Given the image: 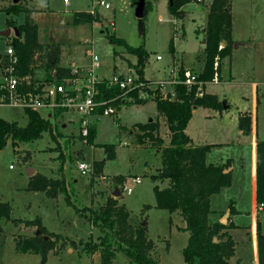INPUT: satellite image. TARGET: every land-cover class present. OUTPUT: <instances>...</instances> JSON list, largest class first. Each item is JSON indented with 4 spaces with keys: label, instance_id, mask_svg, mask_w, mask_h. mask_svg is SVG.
Masks as SVG:
<instances>
[{
    "label": "rangeland",
    "instance_id": "rangeland-1",
    "mask_svg": "<svg viewBox=\"0 0 264 264\" xmlns=\"http://www.w3.org/2000/svg\"><path fill=\"white\" fill-rule=\"evenodd\" d=\"M20 1L22 6L30 10L31 14L34 13L31 3H35L34 5L41 8L35 21L39 24V38L42 42H56L61 36L73 41L84 40L87 37L92 40L96 51L101 57L102 75L112 74L116 71V66L117 69L127 74L128 68L137 62L136 55L129 52L125 45L111 42L110 34H113L114 37L123 38L135 47L144 44L149 52L145 73L150 77H147L149 82H145L146 85L151 81L153 83L150 84L151 86L147 90L149 97L139 98L137 103L122 105L118 117L104 115L95 121L97 136L92 145L87 144L84 137H81L78 133L64 131H60L61 136L58 139L57 137L52 138L48 132H45L36 141L19 142L16 147L12 145V141L9 139L7 145L0 152V201L11 203L13 218L35 219L39 216L51 232H58L72 239L85 238V240L89 239L88 236L91 233L93 238L96 239L100 235L99 228L92 229L89 221L78 215L75 206L83 208L102 205L106 201V194L114 190V185L120 186L122 184L123 186L124 182L121 183V179L114 177V174H123V176L127 175L128 177L139 175L141 182L134 186L132 192H122L121 190L123 193L121 194L122 204L127 206L131 216L140 219L142 217V223L145 220L147 221L149 237L156 245L157 258L161 264H185L183 248L188 242L190 232H183L180 226L177 225L180 220L183 221L181 215L177 212V215L176 213L173 215L167 209L156 206L157 199L155 198L154 186L158 183L152 181L151 174L156 173L157 168L162 165L160 152L157 150L158 148L137 145L134 141V133H131V125L139 121L156 120L160 115L155 98V88L158 84L162 85L160 89L162 94L171 93L176 95L173 89L174 82L162 84L159 78L171 80L169 76L172 68L177 69L178 77H180L179 70L181 67L185 70L190 69L196 75L203 69L205 43L202 41L204 39L203 28L207 20V8L205 10L202 5L211 0L187 3L186 9L182 7L184 9L183 18L176 17L171 13L168 8L169 0H146L145 27L142 33L138 26L134 0H112L110 8H105L102 5L94 6L93 0ZM10 4H12V0H8L3 8ZM231 7L233 35H237L239 39L240 37L249 39V36H255L256 40L261 42L260 47L264 48V0H231ZM86 8H94L100 15V19L92 23L81 24L82 26L74 24L70 9L84 10ZM102 14L105 16H102ZM1 17H3L1 20H4V15ZM24 18L25 13L10 14L8 19L12 24L7 27L13 31L11 35L0 39V55L7 53L8 45L16 34L17 25L15 24L21 23ZM171 41L176 48V57H173L172 54L175 48L171 51ZM73 44L77 48L80 47L78 44L84 45L81 42ZM247 47L243 45L240 49L231 51L232 53L223 66L225 78H228L226 75L230 72L237 77L236 81L226 80L220 84V82L214 80V74L215 72L220 74L223 58L226 56L220 57L218 54L215 57L213 77L209 79L210 81H203V90H205L208 81L207 88L209 90L220 95L224 94L229 98L232 103V106L227 109L229 114L237 115L238 107L241 109L248 102L251 106V81L258 78L264 80V60L251 61V48ZM233 48L234 45L232 50ZM219 50H221V46ZM157 55H161V58L157 59ZM82 61L85 62L86 59L83 60L82 58ZM186 64L191 67H185ZM39 67L37 66V68ZM144 77L146 78L145 75ZM259 91L261 96L257 107V124L259 135L262 137L264 136L263 84H259ZM243 96L249 97L250 100ZM205 108L201 107L199 110ZM41 112L45 113V110L42 109ZM1 116L21 125H26L29 120L24 107L20 105L0 103ZM195 127L197 128V132H195L197 137L206 135V133H208V136L212 135L213 138H217L216 133L221 136L220 128L217 132L218 127L214 125L207 128L204 122L198 121ZM166 129L165 125L163 131L161 130L163 134H165ZM242 136L243 134L239 138L242 139ZM105 143H112L115 146L114 154L108 158L105 157L107 154L106 148L101 146ZM57 146L62 149L65 155L63 166L65 165L68 169L71 166L73 167L70 176H66L69 194L71 200H73L72 205L66 201V194L63 192L50 194L46 190H34L29 184L31 177L27 175L26 169L28 166L48 176L54 174V178L62 177L58 173L61 161L59 157L60 149H57ZM244 149L249 158L250 145L244 146ZM77 151L79 152L77 153ZM233 152L239 154L240 149L233 148ZM217 153V150L213 151V154ZM54 155H56L55 158L50 160L49 158L54 157ZM95 160H104V171L105 173L108 172L109 175L104 176L102 170V172L96 173V176H92V173L95 172ZM81 161L89 163L92 170L88 173L82 172L78 166ZM159 184L163 187L167 183L159 182ZM261 217L264 224V212ZM0 222L3 228L0 232V264H41L42 256L40 253L20 252L16 248L15 237L33 235L35 233L34 228L24 223L17 225L5 217H1ZM245 234L246 231L236 232L239 239L241 235L245 236ZM61 243L62 240H59L57 246ZM67 246H69L68 243ZM238 247L243 255L242 264H254L251 242L246 241L244 244L239 242ZM49 254L43 264H91L88 256H82L77 252H66L63 247H60L58 252L51 251ZM96 260V264H99V258ZM232 263H235V261ZM113 264L131 263L128 255L119 251Z\"/></svg>",
    "mask_w": 264,
    "mask_h": 264
},
{
    "label": "trees",
    "instance_id": "trees-1",
    "mask_svg": "<svg viewBox=\"0 0 264 264\" xmlns=\"http://www.w3.org/2000/svg\"><path fill=\"white\" fill-rule=\"evenodd\" d=\"M204 0H170L168 8L171 13L183 18L184 9L182 8L189 2ZM204 30L206 38L204 51V67L198 72V80L206 81L212 78L214 71L215 57L218 54L223 57L230 54L234 44L232 38V7L231 0H211ZM146 9V6H145ZM5 11L9 14L19 15L25 13V18L21 23L15 24L19 34H16L10 45L19 55L18 72L20 74H33L37 66L47 69V79L50 78V72L53 68H58L61 73L68 72L67 69L59 66L60 46L58 42L43 43L39 40V29L34 17L29 9L22 6L19 0L15 4L6 7ZM97 12L89 10H73L72 22L76 25L92 23L100 19ZM8 26L12 23L7 20ZM110 40L114 44H123L126 49L136 55L137 62L132 64L139 77L149 82L145 78V68L148 63L149 52L144 44L137 47L127 43L121 37H114L110 34ZM222 42L223 47L219 50ZM174 43L171 41V51L174 50ZM3 64H6V60ZM185 69L180 68L181 79L184 77ZM35 83V81H34ZM23 86L24 91L33 93L40 90L42 84L34 87ZM153 83L152 81L148 84ZM198 82L187 84L183 81L174 83L175 96L171 93L166 95L160 92L161 85L155 88V98L157 108L165 118L167 129L171 133L170 144L165 145L164 139L160 135L159 118L146 122L139 121L131 127L134 130V141L140 146H150L152 148H161V164L157 173L151 175L152 181L158 183L154 186L156 206L165 208L169 212H177L182 216L185 222L182 230L190 232L187 244L184 246L183 256L185 264H232L231 257L235 254V239L229 227H233V222L222 223L211 220V195L219 192L232 182V172L226 171L233 162L226 160L224 164H214L206 162V155L213 147V144L191 143V138L187 133V125L193 115V109L196 107H212L222 110L223 101L217 94L205 92L202 84V95L198 94ZM105 96L119 93L118 88H107L105 84L101 85ZM149 90V87L146 86ZM151 91V90H150ZM7 92L0 85V95ZM138 90L132 91V95L138 97ZM139 101V99H138ZM137 101V102H138ZM136 102V101H135ZM28 116L26 125H21L16 121H10L0 117V152L7 145L9 139L14 147L19 142H33L48 132L52 137H56L50 119L43 117L37 109L30 107L24 108ZM59 112L62 110L58 109ZM249 115H242L240 118V127L245 132H250ZM89 133L86 137L87 144H94L97 136L95 126L89 127ZM106 148V158L112 156L115 152V146L112 143L101 145ZM61 165L59 171L63 172L65 155L63 151L59 154ZM256 195L259 204L264 203V140L257 141L256 155ZM104 160L95 161V172H102ZM168 181L166 186L161 187L159 182ZM122 183V180H120ZM30 187L34 190H46L50 194L63 192L66 194V201L72 205L73 200L69 194L66 178H51L47 175L37 172L31 176ZM79 216L84 217L100 230L98 238L90 236L89 239L76 240L64 236L58 232L54 233L47 229L43 220L38 216L35 219H19L12 217V205L8 201H0V218L5 217L19 225L24 223L27 226L36 227V231L30 236L15 237L16 248L20 252L40 253L43 264L51 250L66 247H74L80 254L95 253L101 254V264H113L117 252L121 251L128 255L131 264H161L157 258V250L154 241L149 237L147 223H133L130 210L125 204L113 196L107 197L105 204L97 207L75 206ZM230 211H234V205L229 204ZM0 222V232L3 230ZM257 247L259 248V264H264V231L261 230V221H257ZM38 232V233H37ZM47 236V237H46ZM59 240H62L61 245Z\"/></svg>",
    "mask_w": 264,
    "mask_h": 264
},
{
    "label": "crops",
    "instance_id": "crops-1",
    "mask_svg": "<svg viewBox=\"0 0 264 264\" xmlns=\"http://www.w3.org/2000/svg\"><path fill=\"white\" fill-rule=\"evenodd\" d=\"M7 1L6 0H0V30H4V29L9 28V27H7L8 26L7 20L10 17V14L7 11H5L6 8H3L4 5L7 3ZM30 1L33 2V0H30ZM169 2H170V0L168 1V5H169ZM13 3L14 2L12 0V4ZM34 4L31 3V5H32L31 8L33 7V9H34L33 10L34 13L32 14V16L34 17V19H36V17L39 16L41 8L37 7ZM209 4H210V1H207L206 3H204V5H202V7H204L205 10L207 8V10H206L207 16H208L209 8H210ZM134 5L136 6L135 0H134ZM186 5L183 6L184 9H186L185 8ZM6 7H8V6H6ZM64 10H66V9H64ZM73 10H83V9H70L71 14H73ZM86 10H89V9L86 8ZM3 15H4V20H1V18L3 19V17H1ZM102 16H105V15L102 14ZM232 19H233V13H232ZM36 23L38 24L37 21H36ZM78 26H82V25L78 24ZM205 28H206V25L203 28V35H204ZM38 29H39V24H38ZM12 31H11V34H12ZM39 31H40V29H39ZM233 34H234V32H233V25H232V37H233V41H234V44H233L234 48H233L232 52L234 50L240 49L241 46L246 45L249 48H251V51H250L251 61L257 62V60L258 61L264 60V48L260 47L261 42H258V40H256L255 36H249V39H250L249 40L248 38H244V37H240V39H239L237 37V35L234 36ZM4 36L5 35L0 34V39L3 38ZM39 40H40V38H39ZM88 40H90L88 37L85 38L84 40H74V41L70 40V39L67 40L66 38H63V36H61V38H58L56 42H58L59 46H60L59 66L60 67H68V65L70 63H81V62H83L82 58H83V60H85L86 56H87L86 55V48L88 47V44H87ZM40 41L42 42V40H40ZM75 42H81L84 45L78 44L80 47L77 48V46L73 44ZM43 43H47V42H43ZM223 45H224V42H222L221 47H223ZM174 47H175V45H174ZM261 51H263V53H261ZM172 54H173V57L177 56L176 48ZM230 54L226 55L225 58H223L222 66L220 69V74H218V76H219L218 82H220V84L226 80H229V81H236L237 80V77L230 72L228 73V75H226V76H228V78H225V76H224V69H223L224 67L223 66L226 63V60H228ZM2 56H4V55H0V60H1ZM230 62H231V58H230ZM0 65H1V74L0 75L3 79L4 65H2L1 62H0ZM189 66H188V64L185 65V67H187V68H189ZM51 71H52V69H51ZM114 73L126 74L125 72H122L121 70L117 69V66H116V71L113 72L112 74H114ZM112 74H110V75L103 74L102 75L101 69H100V75L102 77L103 76L109 77ZM47 76H48V73H47V69L45 67H39V68L36 67L34 70V73L32 74V80L35 81L36 83H39V82H42L43 80H47ZM145 76H146V78L148 77L146 75V73H145ZM148 78H150V77H148ZM2 79L0 80V85L2 84ZM159 79L166 80L165 78H159ZM207 82H206V86H205L204 91L206 93L211 92V93L217 94L219 99L221 101H223L224 107L222 110H217V109H214V108L208 107V106L204 110H199V108H201V107L194 108L193 109V111H194L193 115L190 118V121L186 127L187 133L189 134V136L191 138V143L194 145L208 144V143L213 144V147L211 148V150L206 155V162H208V163L210 162V163H214V164H224V163H226V160H228V159H231V161L233 162L229 166V167H231L230 171L232 172L231 184L226 186V187H223L219 192L213 193L210 196L211 197V209L213 210L210 213L211 214V220L221 222L223 215H225L226 212L228 211L229 214L227 217V221L225 223L228 224V222H233L235 224L233 227L228 228V231L231 232V234L233 235V237L235 239L236 250H235V254L232 256V259H231L232 262L235 261V263H232V264H242L243 255L240 253L238 246H239V242L244 244L246 241L251 242L254 264H259V255H258L259 248L257 247L256 226H257V221L260 220L261 221V230L264 231V224H263V221L261 219L262 218L261 216L264 212V205L262 208H260V204L257 200V195H256V186H257L256 155H257V141H259L260 139L264 140V136L260 137V135H259V126L257 124V116H258L257 107H258L259 102H260L259 97L261 96V93L259 91V84L264 85V80L258 78L257 80L251 81V84H252V86H251L252 101H250V102H252V105L249 106V102H248L244 105V107H241V109H240V107H238V109H237L238 114L237 115L229 114V112L227 111V109L232 106V103L230 102L229 98L226 97V95H224V94H223L224 95V97H223V95H220L219 93H216L214 91L209 90L207 88V84H208ZM262 96L264 97V91H262ZM243 97L249 98V97H245V96H243ZM249 100H250V98H249ZM127 103H137V101L136 102H128L127 101L124 104H127ZM42 109L45 110V113L41 112ZM42 109H40L38 111L40 112V114L43 117L50 119V121L52 123V127H53V132L55 133L57 139H58V137L61 136L60 131H64V132H68V133L74 132V133H78V135H81V131L79 128L80 122H79L78 114L67 113V112H63V111L59 112V110H51L49 108H42ZM119 110H118V114L116 115L117 117L120 114ZM242 115H249L251 117V121H250L251 131L248 133H246L244 131V129L240 127V118L242 117ZM158 118L160 120V127H159L160 135L164 139V144L169 145L170 139H171V133H170L169 129H166L165 134H163V132H162L165 125H166L165 124V122H166L165 118L162 117L161 115H158ZM196 119H198V120H196ZM198 121H200L201 123L204 122V124L206 125L207 128L210 125H214V126L218 127L217 132H218V129L220 128L221 136H219L218 133H216L217 138H213L212 135L208 136V133H206V135L204 134L203 136L200 135L199 137H197V135L195 133V132H197V128L195 127V125L198 123ZM209 122H211V123H209ZM94 126H95V122H94ZM131 126H133V125H131ZM161 128H163V129H161ZM131 133H134L133 129H131ZM209 133H210V131H209ZM48 134H50V133H48ZM212 134H214V133H212ZM242 134H243L242 139H240L239 136ZM50 136L52 137L51 134H50ZM56 137H52V138H56ZM81 137H82V135H81ZM238 138H239V140H238ZM247 145L248 146L250 145V149H251L249 158L246 154V150L244 149V146L246 147ZM233 148L236 150L240 149L239 154L234 153ZM57 149H60V152L62 151V149L58 146H57ZM157 150L160 152V155H161L162 149L158 148ZM214 150H217L218 153L213 154ZM50 151H53V150H50ZM78 152L79 151H77V153ZM55 156L56 155H54V157L51 156L49 159L53 160L55 158ZM28 167H30V166H28ZM64 168H65V170H63L62 173L59 171H58V173L60 174V176L62 175L65 178H66V176L69 177L70 173L72 172L73 167L71 166V168L69 167V169H68L64 165ZM158 168H157V170H158ZM34 170H35V174H37V172H40V171H37V169H35V168H34ZM40 173H43V172H40ZM43 174H45V173H43ZM103 174H104V176H107L106 174H108V172L105 173L104 168H103ZM152 174H155V173H152ZM53 175L52 176L47 175V176L54 178L55 175L54 176ZM113 176L118 177L119 179L122 180V182H124L125 180H127L129 178L127 175L123 176V174L122 175L121 174H114ZM120 176H123V177H120ZM137 176L140 177L139 175H134L133 177H137ZM165 183L168 184V182H166V181H165ZM167 184H165V186ZM116 186L119 187L120 193L123 194L121 192L122 184H120V186L114 185V190L111 191L110 193L108 192V194H106V196L107 197L113 196V197L117 198L119 200V202L122 204V199H121L122 195L120 194L119 196H117L114 194L115 192L118 191L116 189ZM106 200H107V198H106ZM231 201L233 202V205L235 208V210L232 212L230 211V208H229V204ZM105 202L103 204H105ZM175 213L176 212H174L172 214L174 215ZM176 215H177V213H176ZM131 220L133 221V223H138V222H142L143 218L141 217V219H140L138 217L135 218V217L131 216ZM89 223L91 224L92 229L97 228L91 222H89ZM146 223H147V221H146ZM143 224H145V223H143ZM177 225L180 227H184L185 222L180 220V222ZM178 226H177V229H178ZM31 227H33V226H31ZM33 228H34V232H35L36 227H33ZM182 231L188 232L186 230H182ZM237 231H243V232L246 231V234H245V236L241 235L240 239H239L236 235ZM90 236L93 237V235L91 233H90ZM90 236H88V238H90ZM74 239H76V240L84 239L85 240V238H74ZM63 250H65L66 252H70V253H73V252L79 253L76 248H74V247L72 248L70 246L64 247ZM51 251L56 253V252H58V248L56 247V249L51 250ZM80 255L88 256L91 264H94V263L96 264V261H97L96 259L99 258V264H101V254L99 251H96L95 253H91V254L83 253Z\"/></svg>",
    "mask_w": 264,
    "mask_h": 264
},
{
    "label": "built area",
    "instance_id": "built-area-1",
    "mask_svg": "<svg viewBox=\"0 0 264 264\" xmlns=\"http://www.w3.org/2000/svg\"><path fill=\"white\" fill-rule=\"evenodd\" d=\"M93 5L110 8L112 0H93ZM90 10L96 12L94 8ZM87 44L85 62L70 63L68 67H62L68 70L64 73H61L58 68H53L50 78L39 83H34L31 74L24 75L18 72L19 55L9 44L7 53L0 60L4 65L1 87L7 91L0 95V103L20 105L24 108L30 107L34 110L42 108L60 109L63 112L78 114L81 135L87 141L89 127L94 126V122L100 117L104 115L116 116L118 110L127 101L135 102L139 98L150 96L146 86L150 87L151 85H148V83L146 85L145 80L139 77L138 72L133 67L128 68L127 74L114 73L109 77H102L100 75L101 57L96 51L92 40H88ZM157 58H161V55H157ZM5 60L6 64H3ZM177 72L176 68H172L170 72L171 80H160V82L164 84L165 82L177 83L183 81L188 85L198 82V94L202 95L201 87L204 82L198 80L195 73L190 69L185 70V79H181L178 77ZM214 76V80L218 82V72H215ZM33 83L35 88L42 84L39 91L33 93L32 91L23 90V86L27 87ZM103 84L107 88H118L119 93L113 96H105L101 88ZM134 90H138V97L132 95ZM78 166L84 173L92 170L89 163L87 164L85 161L79 162ZM140 182L141 177H129L123 183L122 192H132L134 186ZM263 205L264 203H261L260 208Z\"/></svg>",
    "mask_w": 264,
    "mask_h": 264
},
{
    "label": "water",
    "instance_id": "water-1",
    "mask_svg": "<svg viewBox=\"0 0 264 264\" xmlns=\"http://www.w3.org/2000/svg\"><path fill=\"white\" fill-rule=\"evenodd\" d=\"M19 0H13L14 3L18 2ZM136 2V6H135V9H136V15L138 17V26H139V29H140V32L142 33L144 31V17H145V6H146V1L145 0H135ZM16 30V34H19V30L15 29ZM11 31L10 28H7V29H4V30H0V34L1 35H5V36H9L11 34ZM206 38L203 39L202 42L206 43ZM231 170V167H227L225 172L226 171H230ZM35 173V170L33 167H28L27 168V175L28 176H32L33 174ZM116 189L118 190L117 192H115L114 194L119 196L121 193H120V189L118 186H116ZM228 211L226 212L225 215H223L222 219H221V222L222 223H225L227 221V217H228ZM143 223H146V221H144ZM38 233V232H37ZM47 237V236H46Z\"/></svg>",
    "mask_w": 264,
    "mask_h": 264
}]
</instances>
